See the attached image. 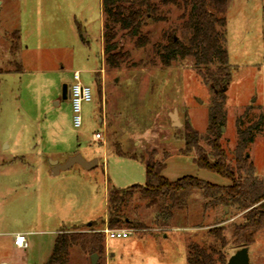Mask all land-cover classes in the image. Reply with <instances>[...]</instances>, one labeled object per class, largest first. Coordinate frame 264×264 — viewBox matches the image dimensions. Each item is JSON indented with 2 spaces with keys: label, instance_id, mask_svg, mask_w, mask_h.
<instances>
[{
  "label": "rangeland",
  "instance_id": "374dc122",
  "mask_svg": "<svg viewBox=\"0 0 264 264\" xmlns=\"http://www.w3.org/2000/svg\"><path fill=\"white\" fill-rule=\"evenodd\" d=\"M181 13L174 4L160 7L158 15L164 19L148 20L142 28L148 38L145 46H136L119 31L118 47L129 53V60L110 68L103 61L101 0H0V260L45 264L58 232H69L72 222L84 221V229L90 220V226L104 234V252L96 264H186L188 244L207 247L215 241L208 229L220 225L228 239L226 257L237 249L232 230L243 221V213L233 214L221 205L204 210L198 191L166 226L156 219L157 207L146 206L138 194L127 207L138 227L116 228L131 233L116 237L105 233L101 223L110 188L145 183L144 163L117 155L116 146L137 156L154 151L158 160L168 154L161 175L171 181L189 175L229 183L199 168L194 149L182 153L186 124L198 132L199 145L210 151L206 127L211 93L196 73L193 58L163 67L153 51L152 45L164 44L169 33L181 36ZM225 17V47L233 67L219 140L231 160L236 123L240 120L245 128L261 117L245 151L264 181V0H228ZM14 30L20 32V47L10 54ZM75 71L92 90V99L81 104L77 128L71 101L60 94L63 84L73 82ZM96 132L101 139L95 138ZM75 152L85 157L94 153L98 165L85 175L74 165L56 179L47 178L46 164L40 161H62ZM68 175L70 190L61 193L54 182ZM16 232L26 238L21 248L12 242ZM247 248L249 264H264V229ZM83 255L91 264L90 254ZM83 255L73 246L67 264H85Z\"/></svg>",
  "mask_w": 264,
  "mask_h": 264
},
{
  "label": "trees",
  "instance_id": "16d2710c",
  "mask_svg": "<svg viewBox=\"0 0 264 264\" xmlns=\"http://www.w3.org/2000/svg\"><path fill=\"white\" fill-rule=\"evenodd\" d=\"M228 0H101L103 16V54L104 63L110 68H119L129 60V53L118 47L117 35L121 31L134 39L138 47L145 46L148 38L142 33L148 20L164 19L158 15L160 7L174 4L182 9L180 18L183 25L181 36L175 32L168 34L164 44L154 43L153 51L163 67L177 59L193 58L196 73L202 83L208 87L211 97L208 105V124L206 127L207 152L199 145V134L189 124L185 125L183 135L185 149L183 154L194 149V162L203 168L229 180L228 184H216L194 176H182L168 180L161 175L165 159L154 158V151L145 157L142 154L123 152L118 146L115 153L119 156L140 159L144 163L145 183L132 184L127 188L112 187L107 192L106 218L101 220L108 229L123 226L138 227V223L128 216L129 200L138 194L145 199L146 206H156V219L159 225H168L174 212L187 207L188 199L198 191L204 199L203 209L221 205L228 207L233 214L243 213V221L232 230V243L235 247L248 246L254 241L255 234L264 229V181L255 173L254 163L249 160L247 146L253 141L255 131L259 130L261 117L254 123L242 128L236 123L237 141L231 160L221 146L219 136L225 123V88L232 75L226 42V17ZM20 32H11L10 54L19 50ZM18 65L17 70H20ZM232 161V163H231ZM93 222L91 226H93ZM87 231H60L57 233L51 253L45 264H67L70 249L78 246L86 254L104 252V234L94 228ZM223 226H214L208 233L214 238L210 245L203 246L191 242L187 246L186 264H225L227 255L224 248L228 239Z\"/></svg>",
  "mask_w": 264,
  "mask_h": 264
},
{
  "label": "built area",
  "instance_id": "2783aa9c",
  "mask_svg": "<svg viewBox=\"0 0 264 264\" xmlns=\"http://www.w3.org/2000/svg\"><path fill=\"white\" fill-rule=\"evenodd\" d=\"M69 99L71 101L72 106V123L74 127L81 126V104L82 102H87L92 99V90L89 86L83 85L80 82V74L78 71L73 73V82L68 85ZM96 139H101L102 134L100 132L95 133ZM104 232L107 234H114L116 237H120L124 233H131V229H108L105 228ZM25 235L22 233H16L14 235L13 243L16 247L21 248L25 245Z\"/></svg>",
  "mask_w": 264,
  "mask_h": 264
},
{
  "label": "water",
  "instance_id": "95a60500",
  "mask_svg": "<svg viewBox=\"0 0 264 264\" xmlns=\"http://www.w3.org/2000/svg\"><path fill=\"white\" fill-rule=\"evenodd\" d=\"M65 84H63L64 86ZM69 98V97H68ZM223 129V128H222ZM53 165V173H57L60 170H67L74 164H78L84 169H90L97 165V159L93 158L91 160L85 159L79 152L69 156L63 163L56 164L55 161L50 160ZM98 255L93 253L90 255L91 264H96ZM225 264H249L248 248L246 246L236 249L226 260Z\"/></svg>",
  "mask_w": 264,
  "mask_h": 264
},
{
  "label": "crops",
  "instance_id": "0c3cea01",
  "mask_svg": "<svg viewBox=\"0 0 264 264\" xmlns=\"http://www.w3.org/2000/svg\"><path fill=\"white\" fill-rule=\"evenodd\" d=\"M76 153V152H75ZM75 153H73V154H75ZM80 153V152H79ZM72 154V155H73ZM81 154V153H80ZM82 155V154H81ZM69 156H71V155H69ZM68 156V157H69ZM83 156V155H82ZM68 157H65L66 159L68 158ZM85 159H87V160H91V159H93V158H96L97 159V157H95L94 156V153L93 154H90V156L89 157H85V156H83ZM17 158H19V156H14V159H17ZM66 159H63L62 161H60L59 159H55V160H53V161H55L56 162V164H61V163H63ZM46 162V161H45ZM41 162L40 161V164L43 166V163H44V165L46 164V168H45V170H44V173H45V175L47 176V178H49V179H56V177H59V175L61 174V172L62 171H65V170H60L59 172H57V173H53V169H54V167H53V165L50 163V161L48 162ZM74 165H78V164H74ZM74 165L73 166H71L69 169H71L72 167H74ZM97 165H98V159H97ZM97 165H95V166H97ZM80 168L79 169H81V170H77V172H78V174H80V175H85L84 173H86V172H88V171H91L94 167H92V168H90V169H84L83 167H81L80 165H78ZM145 170V169H144ZM81 171H85V172H81ZM70 175H68V176H64V178H61V180H55V182H54V184H57V185H59V187H61V193H63V190H70V187H71V183H70V181H69V179H70ZM58 187V188H59ZM63 188V189H62ZM84 218H87L86 216H84ZM105 218H106V216H105ZM105 218H104V220H105ZM92 221H94V220H90L88 223H87V227L86 228H84V229H82V227H80V226H83V224H84V221H81V222H77V223H74V222H72V223H70L71 225H69V228H71L70 229V231H87L89 228H90V224H91V222ZM85 227V226H84ZM59 231V230H58ZM58 231H56V233L58 232ZM16 233H20V232H16ZM15 233V234H16ZM14 234V235H15ZM14 239V238H13ZM12 242H13V240H12ZM26 242V241H25ZM83 253L84 252H82V255H83ZM70 254V253H69ZM83 257V259H84V262H85V264H86V255H83L82 256ZM0 264H9L6 260H0Z\"/></svg>",
  "mask_w": 264,
  "mask_h": 264
},
{
  "label": "flooded vegetation",
  "instance_id": "af4514ba",
  "mask_svg": "<svg viewBox=\"0 0 264 264\" xmlns=\"http://www.w3.org/2000/svg\"><path fill=\"white\" fill-rule=\"evenodd\" d=\"M60 94L62 99H68L69 97L68 84H65L64 86L62 85Z\"/></svg>",
  "mask_w": 264,
  "mask_h": 264
}]
</instances>
